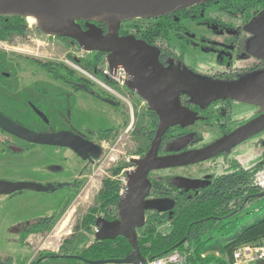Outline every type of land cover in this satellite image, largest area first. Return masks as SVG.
Masks as SVG:
<instances>
[{
  "label": "flooded vegetation",
  "instance_id": "obj_1",
  "mask_svg": "<svg viewBox=\"0 0 264 264\" xmlns=\"http://www.w3.org/2000/svg\"><path fill=\"white\" fill-rule=\"evenodd\" d=\"M29 18L34 20L32 17ZM75 22L83 30L87 29L86 22L94 24L101 29L103 36L113 39L133 36L142 43L144 49L148 50L147 53L139 54L141 57L149 58L145 66L136 68L137 72L145 74L146 80V84L137 82L138 90L132 87V76L129 73L132 71L131 67L127 66L129 72L122 65L113 68L114 70L118 67L122 69V77L119 82L99 73L96 67L103 59L109 65L107 51L92 50L82 56L86 57L91 52L101 53L102 57L92 72L82 67L81 69L85 73L94 75L97 80L99 79L96 75L101 76L105 81L99 80L101 85L117 99L95 93L92 81L89 80L91 78L87 79L78 75L69 67L73 71L71 79L62 80L52 77L68 88H60L55 93L59 96L58 98L64 99L66 105H69L73 100L72 95L79 91L101 100L118 113H121V103L126 101L131 117L135 116V121L131 120L125 131L130 132L139 141V146L136 148L135 156H131L126 163L115 166L120 167L117 173L123 171L127 175L128 171L136 167L133 160L141 159L150 146L158 124V113L156 109L148 106L144 97H146L145 95L154 96L155 93H151L149 85L153 86L150 83L155 82L153 79L161 78V74H164L165 79L175 88L182 112L189 115L190 118H188V123L178 122L170 124L166 128L160 137L155 156L162 157L198 150L217 140L225 139L231 132L249 122L255 124V132L232 146L226 145L223 150L208 158L167 167L150 168L147 172V179L150 183L148 194L138 204L144 209V212L153 207H165L168 208V211L175 210L174 203L170 201V199L174 201L175 197L191 199L194 195L201 193H222L224 190L221 186L228 181L232 182L231 192L236 193L240 190L250 198L255 194H259V196L264 194V186L255 176L264 170V95L262 101L252 98L255 94L253 84L264 76V0H207L155 17L141 16L122 19L118 23L116 35L113 28L95 19L81 18ZM37 30L39 33L47 35L38 28ZM12 35L21 34L10 33L7 40ZM47 36L56 37L68 43L73 49H79L78 42L70 37ZM153 57H155L154 62H152ZM76 65L78 64L76 63ZM0 73L6 78L10 74L9 71H0ZM76 78H80L82 82L78 83ZM78 84H81L83 88L75 90L74 88ZM42 93L45 91L42 90ZM29 99H26V104L31 114L49 125V121H43L35 109L45 116L46 114ZM139 105L140 108H137ZM9 109L7 103H0L1 114L12 117L11 119L22 124L8 113ZM148 117L153 118L155 123L147 130V135L143 136L142 129L137 128V124L140 121H146ZM47 120L49 119L47 118ZM142 125L146 126L144 122ZM82 128L85 133L74 130L75 128L67 122L63 130H71L98 144L101 148L100 155L103 152L101 141L116 135V129L113 126L101 127L112 128L111 133H114L103 139H98L95 133L85 130L93 128L87 126ZM45 129H35V131L50 132ZM13 142L15 141L13 140ZM26 144L29 142L24 141L23 145ZM2 148L3 144L1 143L0 153L11 154L8 151L1 152ZM65 149L73 152L67 147ZM99 157L79 158L88 163H94ZM60 170L61 167L52 170L51 165L47 166V171L50 173ZM115 174L111 173L109 177L111 178ZM0 179L5 178L0 177ZM189 180L193 181L189 182ZM39 183L60 184L56 189L60 188L65 194L74 195L82 182L81 180L58 181L53 177H48ZM118 217L117 209V214L108 220ZM94 228L95 225L93 230Z\"/></svg>",
  "mask_w": 264,
  "mask_h": 264
},
{
  "label": "rangeland",
  "instance_id": "obj_2",
  "mask_svg": "<svg viewBox=\"0 0 264 264\" xmlns=\"http://www.w3.org/2000/svg\"><path fill=\"white\" fill-rule=\"evenodd\" d=\"M26 22L28 30L25 35H12L9 40L0 38V71L10 73L7 78L0 73V103H7L10 108L8 113L33 130L47 127L45 130L54 131L65 128L69 122L74 130L80 133H85L82 128L85 126L90 128L113 126L116 135L101 141L103 152L94 163L80 159L65 147L52 145L36 144L32 149L15 156L0 153V177L7 180L39 182L53 177L58 181L82 182L74 195L65 194L60 188L53 191L24 190L14 195L0 194V260L12 257L11 264H15L22 256L27 257L24 264H29L41 252H59L63 239L70 238L72 234L78 236L81 216L88 207L96 203V194L101 187L102 179L111 175L112 167L122 165L131 156H135L136 148L139 146V141L130 132L125 131L131 120L135 121V116L131 117L126 101L121 103V113H118L101 100L80 91L72 95L73 100L69 105L64 103V99L58 98L55 93L60 88H68L54 80L48 71L40 67L39 61L63 63L78 75L89 79L75 63V59L81 56L65 41L39 33L35 19L27 17ZM86 54L85 52L83 55ZM96 76L105 82L101 76ZM89 80L92 81L95 93L117 99L99 80V82ZM42 90L45 93H42ZM27 98L46 114L49 125L31 114L26 104ZM137 108H140V105ZM3 137L24 144V141L0 131V141ZM48 165H51L52 170L58 167H61V170L50 173L47 171ZM255 176L264 186V170ZM63 205L64 211L50 230L31 233L25 242L20 244L17 230L19 223L50 215ZM250 208L257 210L247 216L245 211ZM260 217H264V194L248 202L237 214L236 222L238 227H242ZM61 222H64L65 226L58 232ZM228 239L215 237L205 253L226 258L224 245Z\"/></svg>",
  "mask_w": 264,
  "mask_h": 264
},
{
  "label": "water",
  "instance_id": "obj_3",
  "mask_svg": "<svg viewBox=\"0 0 264 264\" xmlns=\"http://www.w3.org/2000/svg\"><path fill=\"white\" fill-rule=\"evenodd\" d=\"M207 0H0V15L32 16L37 21V28L47 35L67 36L78 42L80 48L86 51L105 50L109 66L113 69L122 65L132 76V87L138 90L137 82L146 84L145 74L137 72L136 68L145 66L149 57L139 54L147 53L142 43L133 36L123 38L103 36L101 29L94 24L85 23L83 30L76 22L77 19H95L113 28L115 35L118 23L122 19L141 16H159L172 10L181 9L192 4ZM155 57L152 58V62ZM153 79L149 85L154 96H147L148 106L156 109L158 124L145 155L139 160H133L136 167L127 173V186L117 202L118 218L108 220L99 215L95 219L97 239H113L117 235L126 237L131 245V253L121 258L86 259L77 255L90 264H141L144 261L137 243L136 229L145 221L144 209L138 204L148 194L150 183L147 172L150 168L167 167L175 164L194 162L208 158L225 148L232 146L256 131L254 122H249L231 132L225 139L176 155L157 157L156 149L162 133L170 124L188 123L189 115L184 114L175 88L166 79ZM163 82V83H162ZM254 86V87H253ZM254 100H263L264 76L253 84ZM37 115L45 122L47 117L35 109ZM0 129L29 143L62 146L71 149L80 158L99 157L101 148L98 144L83 138L71 130L35 131L0 113ZM193 181V180H189ZM184 183V182H183ZM183 183H181L183 185ZM196 184V183H192ZM60 184L39 183L28 180L0 179V194H12L18 191H53ZM54 256V255H51ZM37 264V263H35ZM257 264H264V259Z\"/></svg>",
  "mask_w": 264,
  "mask_h": 264
},
{
  "label": "trees",
  "instance_id": "obj_4",
  "mask_svg": "<svg viewBox=\"0 0 264 264\" xmlns=\"http://www.w3.org/2000/svg\"><path fill=\"white\" fill-rule=\"evenodd\" d=\"M27 30L25 17L0 15L1 39H7L10 33L24 35ZM78 47H80L79 44ZM101 57V53L91 52L86 57L75 59V63L92 72ZM39 64L54 78L65 80L71 79L73 76V71L63 63L39 61ZM76 80L78 83L82 82L80 78H76ZM81 88H83L82 85L78 84L74 89L79 90ZM143 122L146 126L142 125ZM154 123V119L148 117L146 121L138 122L137 128H141L143 136H146L147 130ZM111 129L96 127L85 130L95 133L98 139H103L114 134L111 133ZM0 131L2 130L0 129ZM1 143L3 144L1 152L8 151L14 155L22 154L34 145L30 143L18 145L8 137H3ZM119 169V166L112 167L111 173L115 174ZM231 185V181L225 182L221 186L224 191L219 194L201 193L194 195L191 199L185 197H175L174 201L170 199L175 205V210L172 211H168V208L165 207H153L146 211L144 223L137 228L138 248L144 261L171 251H178L186 257L188 264H228L231 261L232 251L237 246L245 243H261L264 239V217L257 218L242 227H238L236 222L237 214L252 200L251 198H257L259 194L250 198L240 190L236 193L231 192L230 190L233 189ZM19 192L22 191L14 194ZM119 197L118 182L109 176L103 178L101 187L96 194V203L88 207L81 216L79 235L74 236L72 234L70 238L63 239L59 252H41L29 264H90L82 258L60 255H77L90 260L121 258L129 255L132 248L126 237L118 235L113 239H97L94 236L93 227L96 217L99 215L105 219L114 217L117 214ZM64 205L50 215L30 222L19 223L17 230L20 244L22 245L31 233H42L50 230L64 211ZM250 212L253 214L252 208L248 209L245 214L250 216ZM215 237L229 238L224 245L226 258L212 253L201 255L207 251ZM26 260L27 257L22 256L15 264H24ZM12 262V257L0 260V264H11Z\"/></svg>",
  "mask_w": 264,
  "mask_h": 264
},
{
  "label": "built area",
  "instance_id": "obj_5",
  "mask_svg": "<svg viewBox=\"0 0 264 264\" xmlns=\"http://www.w3.org/2000/svg\"><path fill=\"white\" fill-rule=\"evenodd\" d=\"M78 55L81 57L83 54L88 51L83 50L82 48L77 49ZM99 70V73L103 76L109 77L116 82L121 80V67L117 69H112L107 61L103 59L96 67ZM84 72V71H83ZM85 73V72H84ZM89 78L92 80L98 81L94 75H90L89 73H85ZM112 179L116 180L119 185V194L122 195L125 191L127 186V175L121 171L116 173L115 175L111 176ZM257 210V208L252 209V212ZM250 215L251 212H250ZM96 231V227L94 228ZM206 254L205 252L201 254L202 256ZM264 259V239L259 244H250L245 243L242 245L237 246L232 251L231 261L228 264H257L259 260ZM141 264H188L186 257L178 252V251H171L161 256L148 259L147 261Z\"/></svg>",
  "mask_w": 264,
  "mask_h": 264
},
{
  "label": "bare ground",
  "instance_id": "obj_6",
  "mask_svg": "<svg viewBox=\"0 0 264 264\" xmlns=\"http://www.w3.org/2000/svg\"><path fill=\"white\" fill-rule=\"evenodd\" d=\"M27 17H32V16H27ZM33 18V17H32ZM65 226V223L64 222H61V224L59 225V229H58V232H61L62 231V228Z\"/></svg>",
  "mask_w": 264,
  "mask_h": 264
}]
</instances>
